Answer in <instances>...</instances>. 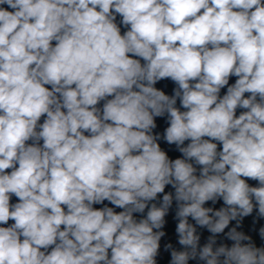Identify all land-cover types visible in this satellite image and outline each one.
Wrapping results in <instances>:
<instances>
[{
  "label": "clouds",
  "instance_id": "obj_1",
  "mask_svg": "<svg viewBox=\"0 0 264 264\" xmlns=\"http://www.w3.org/2000/svg\"><path fill=\"white\" fill-rule=\"evenodd\" d=\"M174 202L168 264H264V0H0V264H158Z\"/></svg>",
  "mask_w": 264,
  "mask_h": 264
},
{
  "label": "water",
  "instance_id": "obj_2",
  "mask_svg": "<svg viewBox=\"0 0 264 264\" xmlns=\"http://www.w3.org/2000/svg\"><path fill=\"white\" fill-rule=\"evenodd\" d=\"M3 7L7 8V5H3ZM11 11V9H9ZM119 20V17H118ZM122 33H123V29H122ZM141 63H143V61H141ZM236 77H231L230 78V84L235 82ZM155 87H157L158 90L163 91L166 95H172L173 94V89L175 87L174 82H172L169 79H165L162 81H158L157 84L155 85ZM226 93V88L225 89H221V95ZM103 102H101L102 104ZM177 106H179V101H177ZM240 111H243L242 109H238L237 110V115L239 114ZM155 122L157 123V128L154 130V132H159L161 135L163 134L164 130L166 129V127H168V123H167V119L166 117H155L154 118ZM43 121V118L41 119V122ZM159 143L161 144V148L162 150L166 151V154L169 156L170 159H176V158H182V154L179 153L178 151L175 150V146H169L166 144V142H164L163 140L159 141ZM186 144L188 143L187 141L185 142ZM10 171V170H9ZM250 183V185L255 186L256 185V181H248ZM172 191L171 186H166L165 187V192H169ZM162 194H158V198L159 196H161ZM12 203L18 202L16 197H12L11 199ZM108 202L105 201V204H107ZM111 206V205H108ZM206 207H210L213 206L211 204V202H208L206 205ZM220 206H222V201L218 202L214 207L215 208H219ZM103 207V205H94V208H101ZM117 212L120 211V209H115ZM147 211V209H146ZM175 214V202L173 204V208L172 210H170L169 215H167L165 217L166 220V225L165 228L163 229L166 232V235L164 237H162L161 239V248H160V255L157 257L158 260V264H168V262L170 261V253L169 252H165L164 251V244L166 243H172L173 246L177 249L180 250L181 246L178 244L177 242V236L175 233V227H176V221L173 219V216ZM137 218L139 217V214H136ZM256 217V212L254 210L253 214L251 216L245 217L242 221V226L241 228L238 229V231H243L246 235H250L253 239V241L255 242L256 246L259 247L261 246L262 242L260 237H259V229L260 227L264 226V219H256L255 223H254V218ZM190 222L194 223V221ZM13 223V221H9V224ZM235 225V222H230L229 227H232ZM198 233L201 234V241L200 244L203 245L206 242V238L207 236L210 235V233H208V231L206 229H197ZM226 232L228 231V229L225 230ZM223 240V236H218V243L221 242ZM224 243L229 244V246L231 245V241H227V240H223ZM189 264H196V262L194 261H189Z\"/></svg>",
  "mask_w": 264,
  "mask_h": 264
}]
</instances>
